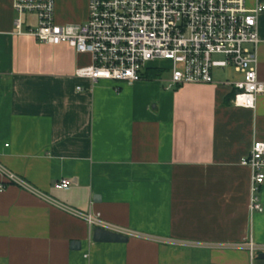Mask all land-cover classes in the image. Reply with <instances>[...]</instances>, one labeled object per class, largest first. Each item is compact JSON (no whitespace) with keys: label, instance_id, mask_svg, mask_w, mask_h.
Masks as SVG:
<instances>
[{"label":"crops","instance_id":"0c3cea01","mask_svg":"<svg viewBox=\"0 0 264 264\" xmlns=\"http://www.w3.org/2000/svg\"><path fill=\"white\" fill-rule=\"evenodd\" d=\"M54 2L57 24L85 22L88 0ZM15 17L0 0V165L57 204L0 174V264H264V185L251 213L240 165L264 142V95L236 108L230 81L166 89L147 69L133 85L93 84L75 76L89 55L16 35ZM258 36L264 82V12ZM60 179L70 188L53 189ZM66 209L133 235L93 242Z\"/></svg>","mask_w":264,"mask_h":264},{"label":"built area","instance_id":"2783aa9c","mask_svg":"<svg viewBox=\"0 0 264 264\" xmlns=\"http://www.w3.org/2000/svg\"><path fill=\"white\" fill-rule=\"evenodd\" d=\"M12 7L16 35L46 45L64 44L89 55L91 64L77 69L75 76L93 84L133 85L153 66L169 73L166 89L209 85L215 82V69L230 67L242 75L241 80L227 82L234 107L254 109L257 98L264 95V82L257 76L258 19L264 5L257 0H88L85 22L64 25L55 22L54 0H12ZM28 14L35 16V27L24 28L23 16ZM240 165L250 171L249 210L262 213L259 192L264 185V142L254 141ZM0 174L9 183L57 204L1 165ZM70 186V180L60 179L53 189ZM3 188L0 185V191ZM66 210L91 230L133 235L106 223L99 214ZM248 249L252 253L255 247L249 244Z\"/></svg>","mask_w":264,"mask_h":264},{"label":"water","instance_id":"95a60500","mask_svg":"<svg viewBox=\"0 0 264 264\" xmlns=\"http://www.w3.org/2000/svg\"><path fill=\"white\" fill-rule=\"evenodd\" d=\"M92 241L96 243H125L128 241V238L110 231L96 228L92 231ZM71 246L73 249H78L79 243L73 242ZM258 258L264 260V253L259 254Z\"/></svg>","mask_w":264,"mask_h":264},{"label":"rangeland","instance_id":"374dc122","mask_svg":"<svg viewBox=\"0 0 264 264\" xmlns=\"http://www.w3.org/2000/svg\"><path fill=\"white\" fill-rule=\"evenodd\" d=\"M217 58V57H216ZM169 75V73H165L163 76L166 78ZM214 79H220L224 81H238L241 80L242 75L239 73H236L232 68L228 67L225 69H215L213 72Z\"/></svg>","mask_w":264,"mask_h":264},{"label":"trees","instance_id":"16d2710c","mask_svg":"<svg viewBox=\"0 0 264 264\" xmlns=\"http://www.w3.org/2000/svg\"><path fill=\"white\" fill-rule=\"evenodd\" d=\"M146 73H149L153 79L158 78L161 74V72L156 68H149L146 70Z\"/></svg>","mask_w":264,"mask_h":264}]
</instances>
